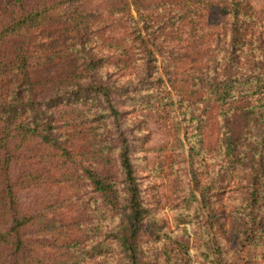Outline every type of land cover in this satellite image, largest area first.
I'll return each instance as SVG.
<instances>
[{"label": "rangeland", "instance_id": "1", "mask_svg": "<svg viewBox=\"0 0 264 264\" xmlns=\"http://www.w3.org/2000/svg\"><path fill=\"white\" fill-rule=\"evenodd\" d=\"M21 7L40 11L38 20L0 41V65L11 61L0 80V129L9 119L12 152L5 172L0 144V230L11 224L4 177L20 213L34 217L17 264H129L112 234L124 210L109 209L86 171L121 181V132L149 209L138 264H264V190L251 139L264 127V0ZM3 11L0 0V20ZM22 50L25 68L16 63ZM31 101L42 103L38 122L57 126L63 148L35 135V122L23 125ZM119 190L124 197L122 182Z\"/></svg>", "mask_w": 264, "mask_h": 264}, {"label": "trees", "instance_id": "2", "mask_svg": "<svg viewBox=\"0 0 264 264\" xmlns=\"http://www.w3.org/2000/svg\"><path fill=\"white\" fill-rule=\"evenodd\" d=\"M4 4V11L2 14L7 13L8 15L0 20V41L5 40L9 36H15L19 33L21 29L28 28L33 26V21L38 20L39 12L27 11L24 10L22 5V0H1ZM136 3V0H134ZM8 5V6H7ZM129 5V4H128ZM235 7V13L239 10V3L236 1L233 3ZM125 8V4H123ZM123 11V9H122ZM150 32V31H149ZM17 67L20 65L22 68H25L27 61L25 59V51L22 50L18 55H16ZM8 63V62H7ZM3 62L0 65V76L1 79L5 78V72L7 71L8 65ZM99 90L102 91L105 95H109V89L104 84H97ZM2 88V83H0V92ZM110 101V98H108ZM52 101L46 103V107H51ZM4 106V99L0 97V111ZM26 108L31 110L30 123H23L24 126H32L35 122L36 127L35 135L42 137L45 141L57 145L60 149L63 146L60 143L59 137L53 131L54 123H44L39 124L38 119L40 118L39 111H45V108L42 106V103L33 102L26 104ZM111 115L117 120L119 115V110L110 102ZM2 116V112H0ZM2 128L0 129V144L5 148V159H4V171L9 166V163L12 159V152L9 147V137H10V127L9 119L2 118ZM38 127H41L40 130ZM254 140V144L257 149L254 151L253 157V168L258 170V183H260L261 190H264V127L261 128L260 132L251 137ZM119 160L120 167L122 171V178L117 179V176L114 175L111 171L107 173H100L91 168L86 169L88 178L94 188L97 191L101 198L105 199L108 203L109 209L114 210V214L117 215V210H120V207L124 210V216L126 217L125 223L118 229V231L113 232L112 234L120 241V245L124 250L126 256L129 258V264H138L140 254L139 252V235L145 224L147 217L149 216V209L145 206L142 196L141 188L137 175L135 173V168L132 158V148L128 142L127 137L124 133H120L119 141ZM6 173H4L5 176ZM120 182L124 184L125 196L121 198V190H119ZM2 191L5 194L6 203L8 210L10 212L11 224L8 228L0 230V262H4L7 257H13V263L17 264V254L19 252L23 253L26 242L22 236V230L25 226L30 224L34 217L31 215H22L20 213V208L18 206L12 184L8 179L4 177ZM259 190V189H258ZM122 199V206L120 203ZM264 226V224L262 225ZM264 230V228H263ZM12 236V238H9ZM264 242V233L262 235ZM3 245L8 246L9 252H5Z\"/></svg>", "mask_w": 264, "mask_h": 264}]
</instances>
